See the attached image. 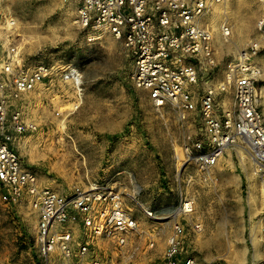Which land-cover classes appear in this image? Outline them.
I'll use <instances>...</instances> for the list:
<instances>
[{
    "label": "rangeland",
    "instance_id": "obj_1",
    "mask_svg": "<svg viewBox=\"0 0 264 264\" xmlns=\"http://www.w3.org/2000/svg\"><path fill=\"white\" fill-rule=\"evenodd\" d=\"M239 1L220 4L227 15L219 21H226L227 37L234 42L230 48H218L209 23L214 11L205 18L214 32L213 78L223 81L226 66L257 44V53L244 63L251 67L254 86L264 88V31L258 26L264 1ZM76 8V0H0V82L7 78L9 63L20 75L39 63L50 69L35 91L17 97L5 92L8 117L18 112L24 122L18 146L24 163L41 187L60 193L103 178L125 187L137 184L142 202L155 208L172 206L181 193L194 202L193 213L181 223L187 229L199 226L185 243L198 264H256L261 259L257 221L264 195L252 162L246 157L241 161L233 152L207 171L178 162L176 153L189 130L181 128L171 112L152 108L146 93L132 82V66L120 42L78 27ZM235 15H245L250 27L239 41L233 38ZM68 67L79 70L80 96L60 78ZM257 96L264 116V94ZM139 216L142 233L128 241L121 254L111 243L100 242L96 255L122 264L158 263L170 225L149 236L159 225ZM36 232L30 206L23 200L6 202L0 192V264H45Z\"/></svg>",
    "mask_w": 264,
    "mask_h": 264
},
{
    "label": "built area",
    "instance_id": "obj_2",
    "mask_svg": "<svg viewBox=\"0 0 264 264\" xmlns=\"http://www.w3.org/2000/svg\"><path fill=\"white\" fill-rule=\"evenodd\" d=\"M223 1L76 0L74 23L120 42L132 66L134 86L146 93L153 109L171 112L177 124L189 130L176 153L178 162L207 171L222 164L227 151L243 153L254 165L261 186L264 116L254 79L244 63L249 54L257 53V44L250 53L241 51L238 60L226 66L223 81L213 78L215 49L205 18ZM258 26L264 31V16ZM222 29L229 36V27ZM49 71L39 63L20 75L9 63L4 72L7 78L0 82L1 198L23 200L30 206L37 220L38 252L45 264H122L96 255V250L100 242H106L121 254L128 241L142 233L139 215L159 225L150 234L148 230L149 236L170 225L156 264H198L185 243L199 226L194 223L187 229L181 223L193 213L194 202L181 193L172 206L155 208L142 202L137 184L125 187L121 181L103 178L74 186L67 193L41 187L18 150L24 122L18 112L8 117L4 97L7 90L14 97L35 91ZM59 75L80 96L79 70L68 67ZM257 224L261 259L256 264H264V206ZM149 245L153 247L154 240Z\"/></svg>",
    "mask_w": 264,
    "mask_h": 264
},
{
    "label": "bare ground",
    "instance_id": "obj_3",
    "mask_svg": "<svg viewBox=\"0 0 264 264\" xmlns=\"http://www.w3.org/2000/svg\"><path fill=\"white\" fill-rule=\"evenodd\" d=\"M237 3L240 2L239 0H235ZM242 2V1H241ZM240 5V4H239ZM242 5V4H241ZM224 8V7H223ZM221 9V5L220 4H216L213 7V11L214 14L211 16L209 23H211L212 27H213V31H215V39L217 41V45L218 48H226L228 49L229 44H233L234 42H232L223 32V27L225 26L226 21H223L222 23L219 21V19L221 18V15H227V12L225 9ZM233 14L235 13L234 10H232ZM236 14V13H235ZM253 14V13H252ZM251 14V15H252ZM226 17V16H225ZM252 17V16H251ZM228 18V17H227ZM250 18V17H249ZM224 19V18H223ZM225 20V19H224ZM227 20V19H226ZM251 21V20H250ZM221 23V24H220ZM233 23H234V27L236 29L235 32V36H233L235 41H239L241 37H243L246 32L249 30V21L247 20V17L244 16H239L238 15L234 16L233 18ZM207 24V23H205ZM251 24V23H250ZM233 25V24H232ZM211 31L212 35H213V44H214V32ZM232 34V33H231ZM231 46V45H230ZM230 48V47H229ZM248 70H251V67L249 65L246 66ZM256 88V94L259 96H263L264 94V88H260V87H255ZM229 152V151H227ZM230 153V152H229ZM228 153V155H229ZM245 155L243 153H241L239 155V158L241 161L245 160ZM262 189H261V193L264 195V184L261 185Z\"/></svg>",
    "mask_w": 264,
    "mask_h": 264
}]
</instances>
